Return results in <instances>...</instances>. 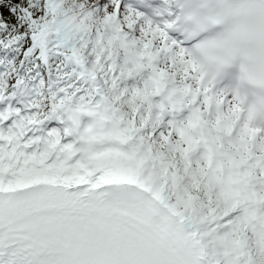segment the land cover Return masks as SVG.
Returning <instances> with one entry per match:
<instances>
[{
	"label": "snow or ice",
	"instance_id": "1",
	"mask_svg": "<svg viewBox=\"0 0 264 264\" xmlns=\"http://www.w3.org/2000/svg\"><path fill=\"white\" fill-rule=\"evenodd\" d=\"M0 264H264V0H0Z\"/></svg>",
	"mask_w": 264,
	"mask_h": 264
}]
</instances>
